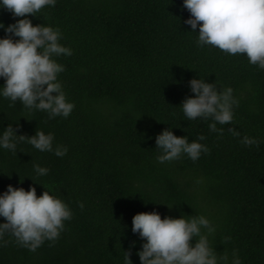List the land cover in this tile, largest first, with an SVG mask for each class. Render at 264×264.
Instances as JSON below:
<instances>
[{
  "label": "trees",
  "instance_id": "16d2710c",
  "mask_svg": "<svg viewBox=\"0 0 264 264\" xmlns=\"http://www.w3.org/2000/svg\"><path fill=\"white\" fill-rule=\"evenodd\" d=\"M181 5L56 0L36 16L24 14L34 24L58 27L60 42L72 49L56 59L64 65L58 79L74 108L67 117L49 118L0 96V129L10 124L25 135L40 129L53 133L54 146H67L63 156L27 140L17 142L16 153L0 148V191L7 184L25 190L33 184L39 195L45 187L69 205L72 216L58 238L35 251L5 233L0 264H125L131 241L129 258L140 264L136 249L143 238L131 231V217L153 209L161 218L203 214L216 226L208 240L218 256L226 252L231 260L236 249L241 264H264V69L245 54L198 46ZM19 18L0 7L5 25ZM194 76L217 90L232 87L238 103L230 123H217L222 132L209 129L211 118L183 113L179 103L195 95L187 83ZM166 127L189 140L202 135L209 150L195 161L186 154L157 161L155 134ZM244 136L258 143L245 145ZM33 164L48 173L36 175Z\"/></svg>",
  "mask_w": 264,
  "mask_h": 264
},
{
  "label": "clouds",
  "instance_id": "9594fccd",
  "mask_svg": "<svg viewBox=\"0 0 264 264\" xmlns=\"http://www.w3.org/2000/svg\"><path fill=\"white\" fill-rule=\"evenodd\" d=\"M55 4L56 0H0V7L20 17L7 25L0 21V29L5 32L0 36V77L3 78L0 96L13 102L19 99L28 110L46 111L49 118L67 117L74 108L73 102L66 99L58 79L64 65L56 59L71 55L72 49L60 42L62 33L58 27L34 24L24 14L36 16L45 6ZM181 7L189 12L184 23L197 33L198 46L210 44L229 54H245L249 63L264 69V0H182ZM197 27L198 31H195ZM187 83L195 95L185 96L179 103L184 115L188 119L211 118L209 129L222 132L224 129L217 128V123H230L233 106L238 103L232 87L217 90L214 82L199 76L189 78ZM228 131L234 136L240 135L234 127H229ZM22 140L56 156L67 152V146L53 145L51 132L36 129L33 134L25 135L10 124L0 129V148L16 153L17 142ZM202 140V135L189 140L185 135L174 134L171 127L163 128L155 134V147L159 149L156 160L165 162L186 154L195 161L201 152L209 150L200 142ZM242 143L254 145L258 141L244 136ZM33 170L40 176L49 171L40 164H33ZM5 188L0 191V216L4 218L0 221V237L10 233L18 244L30 251H35L46 239L54 241L58 238L64 229L63 222L72 216L66 202L50 194L45 187L37 195L33 184H29L27 190L12 184ZM215 227L203 214H166L161 218L153 209L138 211L131 217V231L143 238L141 247L136 249L140 264H241L236 249L232 250L231 260L226 252L217 255L208 240ZM192 237H195L194 242ZM135 243L131 241L129 249H125V264H133L129 253Z\"/></svg>",
  "mask_w": 264,
  "mask_h": 264
}]
</instances>
